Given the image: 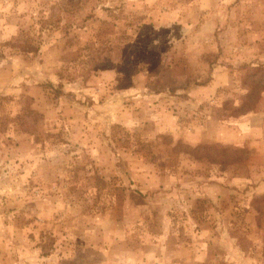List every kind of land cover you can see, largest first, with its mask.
I'll return each mask as SVG.
<instances>
[{
	"label": "rangeland",
	"instance_id": "rangeland-1",
	"mask_svg": "<svg viewBox=\"0 0 264 264\" xmlns=\"http://www.w3.org/2000/svg\"><path fill=\"white\" fill-rule=\"evenodd\" d=\"M257 51L264 0H0V264H264V159L207 141Z\"/></svg>",
	"mask_w": 264,
	"mask_h": 264
},
{
	"label": "crops",
	"instance_id": "crops-1",
	"mask_svg": "<svg viewBox=\"0 0 264 264\" xmlns=\"http://www.w3.org/2000/svg\"><path fill=\"white\" fill-rule=\"evenodd\" d=\"M260 49H258L259 51ZM254 55L252 58H250L248 61L250 62H255V63H260L261 65H264V53H258ZM261 52V51H259ZM213 77L215 79L214 82H212L208 92L215 91V86H218L216 83L217 81H228L230 78L229 75L227 74L226 76L220 77L218 75L219 71L217 69ZM211 90V91H210ZM221 121H212L208 123L207 127V132L209 134L207 135V141L209 143H215L221 141L223 144L225 142H228L230 140H240L246 144L242 145L245 146V148L249 151H251L252 155V161L250 160L247 162L246 166L248 168L252 165H255L256 167L252 170H250V173H257V160L261 161L264 159V89L260 90L258 97L256 99V102L254 104V107L245 112L239 114L236 118L233 120H229L221 124ZM209 127H212L210 129ZM217 127V128H216ZM209 128V129H208ZM234 130L236 134L232 137L231 136V131ZM238 133V135H237ZM239 142V141H238ZM251 159V157H250ZM264 174V171H263ZM246 182V181H245ZM259 187L262 186L264 188V178L263 180H260V183L256 184L255 189H258ZM256 234V231H255ZM233 248L230 246L229 251L231 252ZM229 252V254H230ZM251 261L249 258L243 259V261L240 260L239 264H250Z\"/></svg>",
	"mask_w": 264,
	"mask_h": 264
}]
</instances>
